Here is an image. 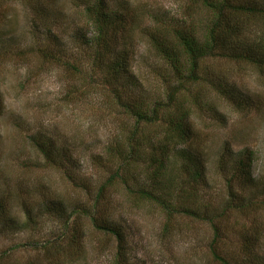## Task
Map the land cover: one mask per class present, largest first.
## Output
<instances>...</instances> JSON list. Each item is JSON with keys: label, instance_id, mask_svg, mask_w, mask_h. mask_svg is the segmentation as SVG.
I'll list each match as a JSON object with an SVG mask.
<instances>
[{"label": "rangeland", "instance_id": "obj_1", "mask_svg": "<svg viewBox=\"0 0 264 264\" xmlns=\"http://www.w3.org/2000/svg\"><path fill=\"white\" fill-rule=\"evenodd\" d=\"M27 1L0 0V264H117L119 244L122 264H221L213 248L227 264H264V70L217 58L201 63L199 81L178 86L152 38L171 45L177 30L200 34L209 15L187 0H106L126 19L115 43L132 54L131 76L117 79L75 39L86 21L75 0ZM238 25L243 51L264 44L263 18ZM51 29L60 34L62 62L39 51L58 43L49 40ZM172 86L179 88L174 106L137 128L124 104L165 105ZM181 112L190 115L192 140L165 144L163 133ZM133 135L139 160L121 171L128 185L113 183ZM49 146L50 165L42 155ZM242 158L247 174L235 179L241 201L232 208L227 170ZM152 160L159 161L158 182ZM198 169L203 178L195 177ZM139 188L199 218L168 216L141 201ZM98 196L92 214L121 230L120 240L84 213L94 211ZM61 208L64 218L55 212Z\"/></svg>", "mask_w": 264, "mask_h": 264}, {"label": "trees", "instance_id": "obj_2", "mask_svg": "<svg viewBox=\"0 0 264 264\" xmlns=\"http://www.w3.org/2000/svg\"><path fill=\"white\" fill-rule=\"evenodd\" d=\"M29 1L31 0L27 2ZM75 1L76 8L83 9L86 18L85 25L83 26L84 29L79 27V29L76 30L74 34L75 39H77V41L82 39L86 41L82 44V48H87L88 52H92L100 71L103 70L104 67H107L110 72H112V76L117 79L130 77L132 74V54L130 48L124 45L122 49H119L118 45L115 43V40L118 39L119 32L123 29V23L126 20L125 17L117 13H112L107 6L106 0ZM187 1L194 6L197 5L200 10L209 15L208 23L204 26L202 32L199 34L193 32V30H177L174 32L175 36L171 45H167L165 41H161L158 38H152V45L156 53L166 62L170 71L177 75L178 86L183 84V80L193 82L199 81L198 73L201 63L217 58L244 61L264 70V44H248L246 49L244 48V51L238 45L240 43V27L238 25L240 20L245 17L248 18L249 16H260L264 20V6H256L253 0ZM59 36L60 34L55 33L52 29L49 30L48 38L50 40L53 37L57 40V46L54 45V48L52 47L50 49V47H46V49L39 50L49 61L57 60L58 62H62L61 58L65 52L62 51L60 45L61 39ZM65 64L72 68L77 74H82L80 65H70L68 62ZM108 83L111 82L108 80L104 81V84ZM178 86H172L173 88L167 93V104L165 105L156 102L141 107L138 103H125L124 108L131 117L134 118L135 126L140 128L142 124L151 125L159 122L161 112H164V110L166 112L174 106L173 104L177 99ZM120 100L122 101V99ZM173 109H175V107ZM189 117L190 115L181 112L178 114L177 118L173 117L169 121V126L163 133V142L165 144L175 142L177 145H185L191 142L192 131ZM128 142V150L126 153L120 155L122 157V165L110 179L113 183L116 182V179H120L122 184L128 185V178L124 177L122 172L127 173L139 160L135 151L134 135L132 138L128 139ZM48 148L49 151L48 149H43L42 155L48 161L47 164L50 165L53 155L50 154V149H52L51 146ZM188 157L189 155L187 158ZM154 161L155 160H152L153 163L151 168L155 166L156 177H153V180L158 182L162 174H160L155 164V162L158 164L159 161ZM228 163H230V161L226 162V166L229 165ZM247 168L244 158H242L238 161L236 166L227 170L231 174L228 180V189L231 195L230 203L232 208L237 206V203L241 201H239V197L232 187L235 183V179L242 180L246 177ZM202 173L203 172L198 169V171H195L194 175L196 178H203ZM129 189L130 187H128V193H130ZM134 194L140 198L141 201L151 202L160 206L168 216L183 213L192 218H199L196 212L188 209L181 210L169 199L161 197L147 188L134 190ZM234 194L237 195V197H233ZM99 204L100 197L98 196L94 205V211H89L86 208L83 209L84 213L92 219L96 229L104 231L120 240L121 230L113 226L100 225L99 220L92 214V212L96 214ZM3 207V204H0V214L6 212V209ZM50 211H52V209H50ZM55 212H57L60 217H65L64 209H56ZM211 227L214 233V240L212 243L216 245L220 239V231L218 226L214 224V221H212ZM120 249L122 250L121 244H119L117 264H122L119 259L120 256L124 255ZM60 252L61 251H59V253ZM211 254L215 261L221 264H227L226 260L218 253V250L213 248ZM4 256H6V252L0 254V263L4 259Z\"/></svg>", "mask_w": 264, "mask_h": 264}]
</instances>
